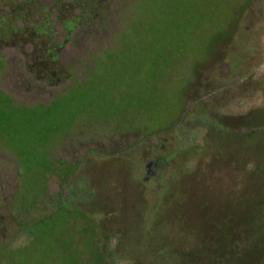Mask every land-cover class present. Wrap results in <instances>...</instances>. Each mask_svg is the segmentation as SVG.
<instances>
[{
  "label": "rangeland",
  "instance_id": "1",
  "mask_svg": "<svg viewBox=\"0 0 264 264\" xmlns=\"http://www.w3.org/2000/svg\"><path fill=\"white\" fill-rule=\"evenodd\" d=\"M0 39V264H264V0H0Z\"/></svg>",
  "mask_w": 264,
  "mask_h": 264
},
{
  "label": "trees",
  "instance_id": "2",
  "mask_svg": "<svg viewBox=\"0 0 264 264\" xmlns=\"http://www.w3.org/2000/svg\"><path fill=\"white\" fill-rule=\"evenodd\" d=\"M26 10H24L25 12ZM69 24V23H68ZM71 24V23H70ZM48 26L39 27L38 25L32 29H24L21 31L22 35L25 39L37 42L39 40L44 41L47 40V32ZM70 27V26H69ZM70 29V28H69ZM15 35V33H14ZM17 39L16 36H11L7 40L13 41ZM1 40V39H0ZM3 40V38H2ZM1 40V41H2ZM6 40V41H7ZM9 42V41H8ZM36 58L35 62V73L40 75L39 77L42 78L44 81L49 83L56 82L60 79V76L64 73L63 67L57 63V50L53 47H50V43H44L43 46L39 50H35V54L33 55Z\"/></svg>",
  "mask_w": 264,
  "mask_h": 264
},
{
  "label": "flooded vegetation",
  "instance_id": "3",
  "mask_svg": "<svg viewBox=\"0 0 264 264\" xmlns=\"http://www.w3.org/2000/svg\"><path fill=\"white\" fill-rule=\"evenodd\" d=\"M261 56H262L261 59L264 60V53H262ZM256 59H257L256 64L254 65V68H252V70H256V71L258 70V71H259V66H260V65H259V54H258L257 56H255V60H256ZM256 106L259 107V103H257ZM252 109H255V107H253ZM252 124H255V127H256V130H255L253 133H255V132H259V122L256 121V122L254 123V122L252 121ZM253 133H252V134H253ZM246 134L249 136V134H251V133L248 132V133H245L244 135L247 136Z\"/></svg>",
  "mask_w": 264,
  "mask_h": 264
}]
</instances>
